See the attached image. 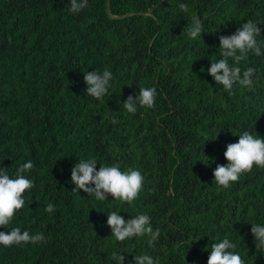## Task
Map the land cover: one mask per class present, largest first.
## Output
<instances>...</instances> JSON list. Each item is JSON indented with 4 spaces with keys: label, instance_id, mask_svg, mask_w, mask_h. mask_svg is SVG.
I'll return each mask as SVG.
<instances>
[{
    "label": "trees",
    "instance_id": "obj_1",
    "mask_svg": "<svg viewBox=\"0 0 264 264\" xmlns=\"http://www.w3.org/2000/svg\"><path fill=\"white\" fill-rule=\"evenodd\" d=\"M68 9L69 0H0V166L14 173L31 160L24 174L34 181L7 227L44 236L0 244V264H119L114 253L125 264L144 253L159 264H207L206 246L224 236L247 264H264L250 231L264 222V168L254 164L227 188L213 172L245 129L264 136V58L249 53L241 62L257 69L251 89L229 93L207 71L220 58V35L264 21V0H88ZM193 17L205 31L195 40L187 35ZM105 68L110 94L88 96L84 71ZM149 86L155 105L129 113L123 101ZM88 157L97 169H139L138 197L98 201L74 191L71 167ZM110 210L125 219L147 213L159 237L117 241Z\"/></svg>",
    "mask_w": 264,
    "mask_h": 264
},
{
    "label": "clouds",
    "instance_id": "obj_2",
    "mask_svg": "<svg viewBox=\"0 0 264 264\" xmlns=\"http://www.w3.org/2000/svg\"><path fill=\"white\" fill-rule=\"evenodd\" d=\"M88 0H69V11L77 13L83 10ZM182 12H188V5L179 3ZM264 21L246 20L230 35L219 36L220 58L212 61L207 71L213 76L216 83L231 93L236 86L253 88L259 77L254 66H248L242 70L241 62L246 60L249 53L264 58ZM204 31V25L199 17H193L188 28V37L195 40ZM84 79L87 83L88 96L101 99L110 94L113 82V72L105 68L103 71H84ZM157 90L155 87H140L135 97L129 96L123 101V107L129 113H136L139 107L151 108L155 105ZM116 123V117H112ZM234 134V133H233ZM235 142L228 143L224 156L227 163L217 164L214 168V180L216 184L225 188L237 181L241 174L250 171L254 164L264 168V136L255 131L245 129ZM208 157V156H207ZM203 160L206 163L211 162ZM98 160L95 157L79 159L71 167V182L75 185L74 191L83 189L88 194H94L98 201L112 199L132 203L140 194L144 186V176L137 168L122 170L118 163L101 165L97 169ZM33 167V162L28 160L18 166L14 173L9 167L0 166V244L10 246L22 242L36 243L42 241V233L31 234L20 227L7 226L10 224L17 210L25 205V191L34 186V181L24 174ZM46 211L52 213L54 205L48 204ZM108 218L106 223L110 226L111 234L117 241H125L133 237H148V244L153 245L160 235V229H154L151 217L147 213H138L125 219L121 211H106ZM251 233L257 250H264V222H251ZM191 241V240H190ZM189 241V243H190ZM207 264H247L241 253L236 250L237 243L227 236L211 243ZM119 264H125L122 253L116 254ZM132 264H159L158 260L147 253L134 255Z\"/></svg>",
    "mask_w": 264,
    "mask_h": 264
},
{
    "label": "water",
    "instance_id": "obj_3",
    "mask_svg": "<svg viewBox=\"0 0 264 264\" xmlns=\"http://www.w3.org/2000/svg\"><path fill=\"white\" fill-rule=\"evenodd\" d=\"M149 13V12H148ZM127 15H129V14H127Z\"/></svg>",
    "mask_w": 264,
    "mask_h": 264
}]
</instances>
